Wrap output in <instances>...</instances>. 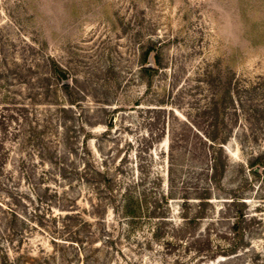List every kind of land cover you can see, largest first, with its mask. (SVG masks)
I'll return each mask as SVG.
<instances>
[{
	"label": "rangeland",
	"instance_id": "obj_1",
	"mask_svg": "<svg viewBox=\"0 0 264 264\" xmlns=\"http://www.w3.org/2000/svg\"><path fill=\"white\" fill-rule=\"evenodd\" d=\"M216 128L221 148L204 140ZM0 143V201L32 193L92 222L81 257L38 231L33 255L264 264V0H0ZM88 165L112 178L98 214L75 172Z\"/></svg>",
	"mask_w": 264,
	"mask_h": 264
},
{
	"label": "trees",
	"instance_id": "obj_2",
	"mask_svg": "<svg viewBox=\"0 0 264 264\" xmlns=\"http://www.w3.org/2000/svg\"><path fill=\"white\" fill-rule=\"evenodd\" d=\"M150 51L151 50L148 49L143 54V60L141 63L143 65L142 70L144 72L154 71L156 69L155 66H150L148 64V56ZM157 64L160 65V60H158V58ZM26 119V121L29 122V118ZM204 135V140H206V142L211 141L210 146L212 147L218 146L221 148L223 146L222 144L228 140V136L225 134V132H221L219 128H216L212 132L206 133ZM27 140L30 142L32 138L26 136L24 138V144L27 143ZM5 150L7 151L8 149ZM21 153L23 157L16 159L19 168L20 166L23 168L26 161L25 154H28V152L23 150ZM1 155L2 154H0V156ZM41 157L43 158L42 155ZM2 161L4 162L2 168L7 172L6 177H8L9 173L11 172L9 169H7L9 162L7 160ZM219 169L220 167L218 158L214 156L212 165L213 175L219 173ZM75 172L78 174V179L88 186L89 191L97 194V202L92 201L91 198H89V201L91 206H93V213L98 214L100 208L103 206V203H106L105 199L108 197L107 190H109L112 195H115L113 193V187L111 184V176L107 173V170L95 166L90 168L89 165L87 167L85 166L83 169L76 167ZM26 173H29V171L25 172L24 175ZM27 175L28 177L30 176V174ZM11 176H13V174H11ZM3 184L5 185V182H3ZM163 195L168 202L169 199L167 196H165L166 194ZM7 199H12V201H0V208L3 212V215L0 217V222L3 223V228L1 229L2 233L0 234V264H51L50 258L52 257H54L55 264V254H49L41 244H39V254H32L33 249H30L31 247L29 244L30 238L33 235V231H38L42 234L49 235L52 238L51 240L54 244H58L60 241V243L66 244L70 242L72 246L76 245V247L74 246L76 248L75 255L81 257L83 253L82 248L81 246L77 248V245H80L81 242L84 243L86 241L83 239L84 236H82V233L85 231V229L92 226V222L87 218H83L79 210L71 212L69 211L65 215L55 213L52 204H47V207L42 208L40 205V198H38V196H32V193L25 194L11 192V194L7 196ZM63 200L68 201V203L61 206L60 208L62 209H65L67 205L69 207H74L77 205L73 203V200H76L75 198L71 199V197L64 196ZM124 201L125 202L122 205V209L124 210L126 216L131 217V219L136 218L138 216V211L141 208V204L137 200L135 194L128 191ZM21 205L24 209H21ZM93 216L97 217L96 215ZM105 220V217L97 218V222H104ZM60 238L63 240H60ZM62 246L65 247L64 249L67 248L65 245Z\"/></svg>",
	"mask_w": 264,
	"mask_h": 264
}]
</instances>
